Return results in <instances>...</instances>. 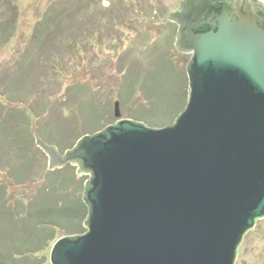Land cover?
<instances>
[{
    "label": "water",
    "instance_id": "water-1",
    "mask_svg": "<svg viewBox=\"0 0 264 264\" xmlns=\"http://www.w3.org/2000/svg\"><path fill=\"white\" fill-rule=\"evenodd\" d=\"M168 19L191 56L174 124L121 119L65 154L35 133L50 170L90 175L87 232L51 264H236L264 218V1L183 0Z\"/></svg>",
    "mask_w": 264,
    "mask_h": 264
},
{
    "label": "rangeland",
    "instance_id": "rangeland-1",
    "mask_svg": "<svg viewBox=\"0 0 264 264\" xmlns=\"http://www.w3.org/2000/svg\"><path fill=\"white\" fill-rule=\"evenodd\" d=\"M182 2L0 0V157L6 161L0 188L6 186L11 201L10 208L0 204L5 264H50L49 236H70L79 229L76 218H86L90 175L79 176L71 164L50 170L36 134L65 154L84 135L121 119L163 128L185 110L191 56L177 50L178 27L168 20ZM81 25L90 41L77 31ZM72 36L81 46L66 43ZM65 168L78 175L72 186L60 185L67 172L55 183L58 190L52 174L34 181L37 171ZM20 176L26 180L16 182ZM81 185L74 202L69 195ZM236 264H264V218L246 235Z\"/></svg>",
    "mask_w": 264,
    "mask_h": 264
},
{
    "label": "trees",
    "instance_id": "trees-1",
    "mask_svg": "<svg viewBox=\"0 0 264 264\" xmlns=\"http://www.w3.org/2000/svg\"><path fill=\"white\" fill-rule=\"evenodd\" d=\"M69 13L70 12H68L67 10H66V12H64V13H62V16L64 17L65 15H69ZM97 16V15H96ZM168 17H169V15H168ZM99 18H103V19H105V17L103 16V17H101V15H100V17ZM102 19H98V21H99V23L101 24V21ZM169 20V19H168ZM171 22V21H170ZM3 23V22H2ZM173 23V22H172ZM175 24V23H174ZM175 25H177V24H175ZM2 26V25H1ZM0 26V27H1ZM82 26V28H79L77 31L78 32H82L83 34H82V36H83V38L84 39H88L89 41H90V37H88L87 36V33H85V30H84V26L83 25H81ZM177 27H178V25H177ZM101 28H99V30H100ZM178 29H179V27H178ZM0 31H2L3 32V29L2 30H0ZM102 31V30H101ZM100 31V32H101ZM77 34V33H76ZM76 34H74V35H76ZM78 35V34H77ZM177 35H178V30H177ZM177 35H176V41H177ZM73 38L71 39V38H69V40L70 41H67L66 43H68L69 45H71L72 44V46H73V44L74 43H78V46H81V44H80V42H78V39L76 38H74L75 36H72ZM7 38H8V36H7ZM6 38V39H7ZM8 40V39H7ZM93 42V41H92ZM175 46H176V44H175ZM48 47V46H47ZM41 50H43V49H41ZM104 128H106V127H104ZM100 130H102V129H100ZM88 135V134H87ZM90 135V134H89ZM84 136H86V135H84ZM24 137H25V134H24ZM76 142H74L73 143V145H72V147L71 148H73L76 144H75ZM75 144V145H74ZM5 165H6V161H4L3 160V158H1L0 157V168L1 169H3V167L2 166H4L5 167ZM8 167V166H7ZM10 170V169H9ZM1 171V170H0ZM9 172H11V171H9ZM64 172H67V174L69 173V178L66 180H62V184H60V185H64V183H65V181L67 182V183H71L70 185L72 186V184H74V182H75V180L76 181H78V179L76 178L77 176L75 175V174H71V172H69V168H65V169H63V170H61V171H56V172H51V173H46L45 171H43V170H41V171H37V173H36V176H35V178H34V181L35 182H37L38 180H39V178H40V180H43V179H45L46 177L48 178V177H50V174H52V180H51V184H52V186H53V188H55V189H60L59 188V186H57L55 183L59 180V179H62V177H61V175H62V173H64ZM15 174V173H14ZM23 176V175H22ZM22 176H20L21 178H20V180H16V182H24L25 180L23 179V177ZM59 176V177H58ZM51 178V177H50ZM81 181V180H80ZM66 184V183H65ZM68 186V185H67ZM83 188V186L81 185V186H77V188H75V190H73V193L71 194V196L69 195V197L72 199V198H74V202H79V197H80V191H81V189ZM84 189H85V187H84ZM62 190V189H61ZM60 191V190H59ZM8 198V189L6 188V186H3V184H2V187L0 188V204H4L5 202H7V206L10 208V202L11 201H9V199H7ZM26 202H28L27 200H26ZM19 204H21V203H19ZM82 204H84L87 208H86V218H76L77 220H78V222H79V229L78 230H76V231H74L73 233H72V235H70V236H73V235H81V234H84V233H86L87 232V228H86V226H85V222H86V220H87V218H88V214H89V209H88V206L86 205V203H82ZM21 209H22V207H20V212H21ZM77 209H79V207L77 208ZM75 213V212H74ZM76 217H77V215H75ZM15 220H17V218H15ZM79 220H82V223L80 224V221ZM56 234V233H55ZM55 234H51L50 236H55ZM70 234V233H69ZM50 236H49V240H48V244H52V246H53V244H55L59 239H61V238H63V237H66V236H63V237H60V238H57V239H52V240H50ZM48 261H49V258H48ZM0 262H1V264H5L1 259H0ZM50 264H51V262H50Z\"/></svg>",
    "mask_w": 264,
    "mask_h": 264
}]
</instances>
